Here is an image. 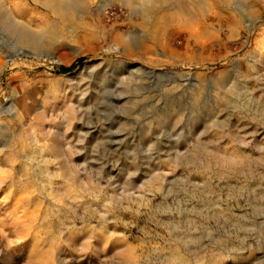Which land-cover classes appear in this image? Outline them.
Masks as SVG:
<instances>
[{
	"label": "rangeland",
	"instance_id": "374dc122",
	"mask_svg": "<svg viewBox=\"0 0 264 264\" xmlns=\"http://www.w3.org/2000/svg\"><path fill=\"white\" fill-rule=\"evenodd\" d=\"M258 101L264 0H0V264H264Z\"/></svg>",
	"mask_w": 264,
	"mask_h": 264
},
{
	"label": "bare ground",
	"instance_id": "6f19581e",
	"mask_svg": "<svg viewBox=\"0 0 264 264\" xmlns=\"http://www.w3.org/2000/svg\"><path fill=\"white\" fill-rule=\"evenodd\" d=\"M149 2V1H148ZM154 5V4H153ZM180 5H181V7H185V5H186V0L185 1H183V0H180ZM152 7V6H151ZM152 10V9H151ZM151 12V11H150ZM151 13H153V12H151ZM150 14V13H149ZM151 15V14H150ZM258 103H259V105L261 106V109H262V111H264V104L263 103H261V102H259L258 101ZM264 113V112H263Z\"/></svg>",
	"mask_w": 264,
	"mask_h": 264
},
{
	"label": "trees",
	"instance_id": "16d2710c",
	"mask_svg": "<svg viewBox=\"0 0 264 264\" xmlns=\"http://www.w3.org/2000/svg\"><path fill=\"white\" fill-rule=\"evenodd\" d=\"M82 58H80L77 62H81ZM73 66H75V64H73L72 66L68 67V68H62L64 71L70 70Z\"/></svg>",
	"mask_w": 264,
	"mask_h": 264
}]
</instances>
